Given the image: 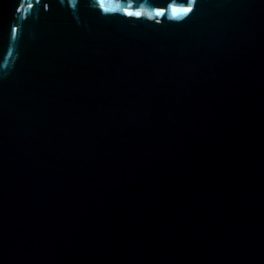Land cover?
Returning a JSON list of instances; mask_svg holds the SVG:
<instances>
[{
    "label": "water",
    "instance_id": "water-1",
    "mask_svg": "<svg viewBox=\"0 0 264 264\" xmlns=\"http://www.w3.org/2000/svg\"><path fill=\"white\" fill-rule=\"evenodd\" d=\"M0 264H264V0H0Z\"/></svg>",
    "mask_w": 264,
    "mask_h": 264
},
{
    "label": "snow or ice",
    "instance_id": "snow-or-ice-1",
    "mask_svg": "<svg viewBox=\"0 0 264 264\" xmlns=\"http://www.w3.org/2000/svg\"><path fill=\"white\" fill-rule=\"evenodd\" d=\"M129 14H131V13H129ZM137 15H139V14H137Z\"/></svg>",
    "mask_w": 264,
    "mask_h": 264
}]
</instances>
